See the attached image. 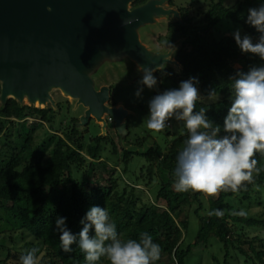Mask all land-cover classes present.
Masks as SVG:
<instances>
[{"label": "trees", "instance_id": "1", "mask_svg": "<svg viewBox=\"0 0 264 264\" xmlns=\"http://www.w3.org/2000/svg\"><path fill=\"white\" fill-rule=\"evenodd\" d=\"M205 1L210 2V9L204 18L195 21L189 17L188 10L180 8L186 25L179 22L169 24L167 33L158 38L164 46H168L167 42L172 45L184 40L177 56V61L184 67L183 74L168 70L164 72L170 75L159 72L158 77L163 91L170 89L163 83H171L172 88H178L181 81L192 77L198 79L197 87L203 97L208 98L209 93L215 90L219 100L205 102L199 99L195 110L207 107L208 118L222 126L231 106V78L237 71L246 72L253 65L264 64V61L242 53L234 37L221 36L217 28L222 21L229 20L251 35L255 42L259 34L246 23L248 9L258 7L264 0L238 1L232 8L225 6L227 0ZM146 2L139 0L135 6ZM50 112L20 108L14 100H10L4 109L0 108V209L8 213L12 224L16 225L14 229L4 231V239L16 243L17 240L10 235L14 232H20L22 240L25 236L32 238L21 251L0 244V250L8 253L0 264H21L20 257L32 248L39 249L36 254L38 264H87L78 244L72 245L71 252L63 251L55 222L57 217H65L66 226L73 234H78L83 227L80 221L92 206L108 210L122 240H138L141 232L149 233L162 248L156 264H187L194 250L199 246L209 248L212 239L217 240L224 252L223 264H231L233 257H242L245 263L264 264V241L258 237L249 240L245 231L264 229V218L250 216L247 211L245 216L233 215L240 210L230 202L233 198L250 203L253 199L259 200L260 192H264V155L257 153L253 157L261 171L253 173V182L247 184V190L222 191L216 197L211 196L208 212L202 216L199 211L203 209L205 194L191 190L177 192L174 187L176 157L184 146L187 130L174 139L167 132L168 140L164 146L153 145L158 152L156 159H152L148 152L130 153L121 149L123 158L120 162L125 174L129 173L134 156L140 155L145 158V164L141 166L136 181L144 182L150 188L157 186V181L160 183L155 202L146 205L137 197L136 185L131 186L130 192L119 195L112 186V179L109 185H102L91 184L85 178L81 180L75 176L84 169L88 159H101L107 143H111L113 155L118 156V147L109 136L86 141L74 124L65 137L52 136L37 145L34 130L20 124L30 117L52 122L48 118ZM160 202L164 206L158 210L154 205ZM193 205H198L195 212L199 223L196 241L182 249L190 221L188 215L184 220L180 218ZM217 209L224 212L223 217L209 215ZM162 257H167L168 262H161ZM214 259L220 264L216 256ZM97 264H109V261L102 257Z\"/></svg>", "mask_w": 264, "mask_h": 264}, {"label": "water", "instance_id": "2", "mask_svg": "<svg viewBox=\"0 0 264 264\" xmlns=\"http://www.w3.org/2000/svg\"><path fill=\"white\" fill-rule=\"evenodd\" d=\"M138 1L0 0V108L14 100L20 108L59 112L68 101L80 135L94 120L106 138L112 122L122 149L146 154L127 142L131 112L111 104V84L142 74L139 66L164 64V71L183 74L177 56L184 40L174 49L150 41L169 24L186 23L172 0ZM158 73L156 94L163 92Z\"/></svg>", "mask_w": 264, "mask_h": 264}, {"label": "clouds", "instance_id": "3", "mask_svg": "<svg viewBox=\"0 0 264 264\" xmlns=\"http://www.w3.org/2000/svg\"><path fill=\"white\" fill-rule=\"evenodd\" d=\"M246 23L255 29L258 38L254 42L251 35H242L237 29L233 33L235 43L242 53L264 61V3L248 9ZM165 68L164 64L154 68L139 66L142 78L138 84L153 89L158 83L153 73L170 75L164 72ZM231 81V106L222 126L208 118L207 107L195 110L201 98L195 77L181 81L178 88L165 90L148 102V129L160 132L169 126L168 121L175 119L182 121L187 130L184 146L176 157L177 192L191 190L216 196L222 191H245L247 184L253 182V173L261 171L253 157L257 153L264 155V64L253 65L246 72L237 71ZM142 92L143 87L138 88L135 95L141 97ZM216 98V91H211L208 99ZM209 215L223 217L224 212L217 209ZM233 215L246 213L241 210ZM55 223L63 251L71 252L72 245L78 244L87 264H97L102 257L109 264H154L161 257V246L147 232H141L138 240H122L105 207H90L80 221L83 227L78 234L66 226L65 217H57ZM38 251L28 250L20 257L21 264H38Z\"/></svg>", "mask_w": 264, "mask_h": 264}, {"label": "rangeland", "instance_id": "4", "mask_svg": "<svg viewBox=\"0 0 264 264\" xmlns=\"http://www.w3.org/2000/svg\"><path fill=\"white\" fill-rule=\"evenodd\" d=\"M238 1L243 0H227L225 6L232 8ZM174 7L177 9L184 8L185 10H188L189 17L194 18L195 21H199L200 19L204 18L205 14L210 9V2L205 0H174ZM166 29L167 27H164L161 31L155 33L156 35L151 37L150 42L152 45H156L160 48L167 47L162 45L161 43L163 42H159L158 40L160 36H163L167 33ZM237 29L241 31L242 35L246 34V32H244V30L239 25H236L229 20L222 21L217 28L218 33L221 36L232 37H234L233 33ZM141 78L142 74L137 72L128 77H120L118 80L115 79L111 84V104L115 105L118 103H123L125 107L131 112V115L128 118V130L130 134L127 138V142L141 148L146 147L148 149V155H150L152 159H156L158 157V152L154 149L153 145L157 144L164 146L168 140L167 132L170 133L171 139H174L175 137L184 133L186 129L184 128L182 121H176L175 119L168 121L171 126L166 127L160 132H156L147 128L146 116L149 112L148 102L153 96L157 94L155 93L154 88L150 90L146 86L139 85L138 81H140ZM163 86L170 89L172 88L171 83H163ZM141 87H143V92L141 93V97H137L135 93L137 89ZM200 100L205 102H214L219 100V97H217L215 100H209L208 98H205L201 95ZM59 110V112L51 111L48 114V118L51 119L52 122H43L39 117H30L21 122L20 125L27 129L34 130V138L37 145L43 144L49 139V137L52 136L58 135L65 137V134L71 132L74 124H76L78 121L72 118L73 113L71 111L70 102L67 101L59 103ZM100 134L101 129L93 120L90 122L87 127V131H85L82 136L86 141H90L92 138L99 137ZM108 136L109 139L111 138L118 147V156L113 155L112 145L111 143H107L106 149L101 155V159L98 161L88 159V163L84 169L80 173H76L75 176L81 180L85 178L91 184L99 183L102 185H109L110 179H112V186L119 195H123L125 191L130 192L131 186L136 185L137 197L140 198L144 204L152 205L155 202V195L158 191V185L160 184L159 181L156 182L158 183L157 186H152L151 188L146 187L144 182L136 181V176H139L141 166L145 164V158L140 155H135L129 166V173L125 174L124 166L120 162L123 158L120 139L112 122H109ZM210 198L211 196L204 195L202 199L203 209L199 211L202 216L208 212ZM230 202L237 210H243L244 212L247 211L250 216H261L264 218L263 191L259 194V200L253 199L251 203L248 200H241L238 198H233L230 200ZM163 206V202L158 203V205H154V207L158 210L163 209ZM197 209L198 205H193L192 208L185 212L180 218V220H184L188 215V219L190 221L189 230L181 246L182 249H186L187 246L194 244L196 241V235L199 228L198 219L195 215ZM15 227L16 225L12 224L9 214L0 209V244L7 246V248L21 251L25 248L27 242L32 241V238L30 236H25V239L22 240L20 237L21 233L14 232L10 235L17 240L16 243L11 242L8 239H4V231L7 229L12 230ZM245 231L249 240L258 237L264 241V229L251 228L245 229ZM7 254L8 253L6 250H0V260H4ZM214 256L219 259L220 264H223L224 252L217 244V240L212 239L209 248L201 246L197 247L190 256L187 264H218L217 261H215ZM157 262L158 261H155L154 264ZM161 262H168V258L162 257ZM231 264L250 263H245V260L242 257H233Z\"/></svg>", "mask_w": 264, "mask_h": 264}, {"label": "flooded vegetation", "instance_id": "5", "mask_svg": "<svg viewBox=\"0 0 264 264\" xmlns=\"http://www.w3.org/2000/svg\"><path fill=\"white\" fill-rule=\"evenodd\" d=\"M172 3H173V4H172ZM170 5L174 6V0H172V1L170 2ZM178 10L181 12L180 8H179Z\"/></svg>", "mask_w": 264, "mask_h": 264}, {"label": "built area", "instance_id": "6", "mask_svg": "<svg viewBox=\"0 0 264 264\" xmlns=\"http://www.w3.org/2000/svg\"><path fill=\"white\" fill-rule=\"evenodd\" d=\"M168 125L171 126V124H170L169 122H168ZM169 126H168V127H169Z\"/></svg>", "mask_w": 264, "mask_h": 264}]
</instances>
